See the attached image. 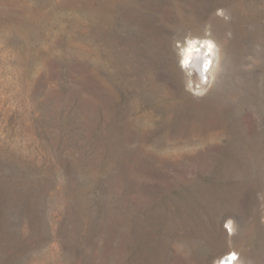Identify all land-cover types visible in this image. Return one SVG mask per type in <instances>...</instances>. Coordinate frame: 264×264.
I'll list each match as a JSON object with an SVG mask.
<instances>
[{
	"label": "rangeland",
	"instance_id": "obj_1",
	"mask_svg": "<svg viewBox=\"0 0 264 264\" xmlns=\"http://www.w3.org/2000/svg\"><path fill=\"white\" fill-rule=\"evenodd\" d=\"M229 217L264 264V0H0V264H213Z\"/></svg>",
	"mask_w": 264,
	"mask_h": 264
},
{
	"label": "clouds",
	"instance_id": "obj_2",
	"mask_svg": "<svg viewBox=\"0 0 264 264\" xmlns=\"http://www.w3.org/2000/svg\"><path fill=\"white\" fill-rule=\"evenodd\" d=\"M217 16L229 19L223 9H217ZM177 65L182 73L185 91L193 97H203L217 83L223 72L224 53L222 45L215 39L211 25L206 24L203 35L186 34L182 40L175 42ZM223 228L229 237V251L213 261V264H245L238 251L231 250V237L237 232L236 221L229 217L224 220ZM250 264V262H249Z\"/></svg>",
	"mask_w": 264,
	"mask_h": 264
}]
</instances>
